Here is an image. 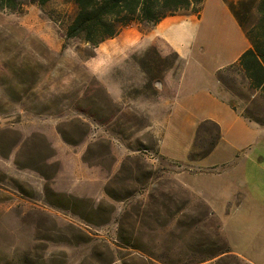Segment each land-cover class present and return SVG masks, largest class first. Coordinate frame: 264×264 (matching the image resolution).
Segmentation results:
<instances>
[{
	"label": "rangeland",
	"instance_id": "obj_1",
	"mask_svg": "<svg viewBox=\"0 0 264 264\" xmlns=\"http://www.w3.org/2000/svg\"><path fill=\"white\" fill-rule=\"evenodd\" d=\"M243 1L204 2L206 70L244 46L228 4L244 32L257 26V0ZM23 4L0 11V264H252L198 195L212 187L201 170L220 165L216 127L204 125L195 140L193 126L154 107L166 95L156 85L182 68L178 56L155 47L110 56L106 46L66 40L70 0ZM219 80L231 103L264 126V92L240 63ZM262 149L253 147L252 158Z\"/></svg>",
	"mask_w": 264,
	"mask_h": 264
},
{
	"label": "crops",
	"instance_id": "obj_2",
	"mask_svg": "<svg viewBox=\"0 0 264 264\" xmlns=\"http://www.w3.org/2000/svg\"><path fill=\"white\" fill-rule=\"evenodd\" d=\"M204 6L203 3L197 13L167 17L147 31L125 29L100 47L106 46V53L116 57L125 53L127 58L152 47L162 56L168 53L178 56L182 68L178 74L168 72L156 85L166 95L154 107L161 112L166 110L162 117L167 121L174 119L175 123L193 126L195 140L204 125L216 127L214 157L220 165L215 171L201 170L200 178L211 180L212 187L204 192L199 189V198L224 221V234L232 250L252 264L263 263L264 149L256 158H252L251 151L264 144V126L244 116L231 103V95L221 90L219 80L220 71L240 62L252 45L239 26L245 43L237 57L217 70H206L204 49L198 45ZM190 66H193L194 83L188 81ZM108 90L112 92L113 88L108 85ZM258 253L262 254L261 261L255 256Z\"/></svg>",
	"mask_w": 264,
	"mask_h": 264
},
{
	"label": "trees",
	"instance_id": "obj_3",
	"mask_svg": "<svg viewBox=\"0 0 264 264\" xmlns=\"http://www.w3.org/2000/svg\"><path fill=\"white\" fill-rule=\"evenodd\" d=\"M55 0H30L44 7ZM71 13L64 12L66 40H77L83 44L98 47L114 39L124 29L135 24L156 25L167 17L182 11L198 10L205 0H70ZM251 2V3H250ZM252 4L245 0L242 4ZM23 0H0V11L20 12ZM230 10L241 28L244 23L235 5ZM259 21L255 28L245 29L252 48L240 58V66L250 86L264 92V0H257ZM227 250L223 254H230Z\"/></svg>",
	"mask_w": 264,
	"mask_h": 264
}]
</instances>
